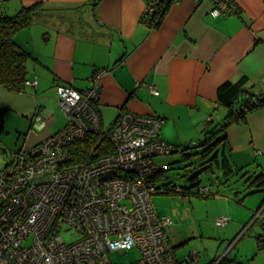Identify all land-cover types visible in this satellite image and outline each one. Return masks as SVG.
<instances>
[{"label":"crops","instance_id":"crops-1","mask_svg":"<svg viewBox=\"0 0 264 264\" xmlns=\"http://www.w3.org/2000/svg\"><path fill=\"white\" fill-rule=\"evenodd\" d=\"M232 1L237 12L213 16L211 0H181L169 6L158 28H151L142 20L146 0H0V12L9 14L39 5L32 23L14 35L31 54L27 78H38V85H26L25 92L14 93L0 84V149L8 157L12 154L7 160L16 150L31 148L64 127L66 116L57 85L85 89L89 77L104 68L98 110L105 125L129 110L160 117V137L166 142L203 138L207 124L226 114L217 96L222 82L247 75V85L264 92V0ZM151 87L159 93H153ZM10 111L22 113V123ZM26 120L29 124L24 129L21 125ZM5 133L9 138L4 139ZM10 137H16L15 144ZM223 145L237 167L246 169L253 163L250 169H264V105L245 122L229 126ZM154 205L159 214H180L179 206L164 213L157 208L161 206L158 200ZM248 208L253 211L254 206ZM249 209H233L221 195L210 198V215L216 220L229 219L219 233H225L226 238H219L223 243ZM260 213L264 220V209ZM233 241L212 258L232 249ZM185 242L171 243L177 257L185 258L194 251L178 254ZM201 258L197 264L212 259L201 262Z\"/></svg>","mask_w":264,"mask_h":264},{"label":"built area","instance_id":"built-area-1","mask_svg":"<svg viewBox=\"0 0 264 264\" xmlns=\"http://www.w3.org/2000/svg\"><path fill=\"white\" fill-rule=\"evenodd\" d=\"M146 2L145 11L151 13L158 0ZM212 2L213 16L239 10L232 0ZM106 72L96 70L85 89L59 84L64 127L16 152L0 172V264H116L112 252L127 253L134 246L141 256L127 264H191L201 257L200 251L182 260L176 256L165 230L170 217L158 214L152 202L158 189L154 172L162 168L155 157L175 149L159 136L162 120L124 110L105 125L98 103ZM26 83L37 85L38 78ZM106 130L114 152L90 163L61 164L70 145ZM228 220L215 222L223 227ZM67 231L76 238L67 241Z\"/></svg>","mask_w":264,"mask_h":264},{"label":"trees","instance_id":"trees-1","mask_svg":"<svg viewBox=\"0 0 264 264\" xmlns=\"http://www.w3.org/2000/svg\"><path fill=\"white\" fill-rule=\"evenodd\" d=\"M173 3V0H158L155 9L151 13L146 11L142 15V20L147 23L151 28H158L162 22V19L168 10L169 6ZM38 6H24L20 8L16 13L9 14L5 11L0 12V84H2L6 89L14 93H22L26 91L25 81L27 79V61L30 57V52L26 51L14 38L15 33L21 28L28 26L32 23L34 16L38 13ZM249 79L247 75L241 76L237 80H226L222 82L217 90V96L219 103L226 108V114L220 121H212L204 128V137L199 138L195 141L196 146H205V155L210 154L220 144L224 143L227 139V130L229 126L235 123L245 122L248 115L264 105V92H256L253 88L254 85L248 86ZM160 118V117H159ZM161 119V118H160ZM162 120V119H161ZM113 125V124H112ZM162 125V123H161ZM161 129V126H160ZM160 136V130H159ZM161 138V137H160ZM162 139V138H161ZM163 140V139H162ZM193 142V141H191ZM191 142L183 143H170L175 149L174 152H182V159H187L190 154L184 153V149L190 147ZM190 144V145H189ZM23 148L16 150L20 151ZM68 158L65 162L61 163L67 166L80 165L85 162H94L98 158L115 151V147L109 137L107 136V130L105 132H95L92 131L87 134L82 140L77 141L69 146ZM15 152V153H16ZM13 154V156L15 155ZM159 156V155H158ZM156 156V157H158ZM209 162L216 159V163L219 168H221L222 173L226 175L229 179L233 174L239 175L234 179V183L243 180L242 183L246 184V192L240 198L239 201H243V198L249 193L256 191H261L264 193V169L254 170L249 174L247 169L244 167H238L236 170L233 169L231 159L224 154L223 160L220 164L217 156L218 153L212 155ZM159 168L154 173L156 181L161 178V176L168 170L167 164H160L156 161ZM13 158L9 161L6 159L3 169L11 162ZM165 167V168H163ZM210 168V165L206 166L205 169ZM2 169V170H3ZM1 170V171H2ZM0 171V172H1ZM192 185L190 187H183L178 184H173L172 182L164 181L160 185H157L156 193H168V194H179L186 200H191L192 197L196 198H214L222 194L219 191H212L211 186L209 192L202 191V187L208 186L201 181L198 174H194L191 177ZM239 191H236L238 194ZM152 194V197H153ZM153 202V201H152ZM154 204V203H153ZM264 206V197L260 202L256 210H254L251 220L253 223L259 222L261 226L260 232L256 234L258 249L264 248V220L261 216V209ZM155 207V205H154ZM264 209V208H263ZM156 210V207H155ZM158 213V211L156 210ZM159 214V213H158ZM162 215V214H160ZM216 223V222H215ZM218 226V225H217ZM247 226V225H246ZM166 230V226H165ZM246 232H248L246 230ZM244 232L243 235L246 233ZM167 233V232H166ZM168 235V234H167ZM242 235V236H243ZM230 240V239H229ZM232 241V240H231ZM230 241V242H231ZM182 241L179 243L181 244ZM230 244V243H229ZM228 244V246H229ZM235 246V244H234ZM233 246V247H234ZM232 247V248H233ZM175 252V250H174ZM176 253V252H175ZM220 256V255H219ZM202 264H245L244 262L238 260L237 257H231L229 254L220 257H214L209 259Z\"/></svg>","mask_w":264,"mask_h":264},{"label":"rangeland","instance_id":"rangeland-1","mask_svg":"<svg viewBox=\"0 0 264 264\" xmlns=\"http://www.w3.org/2000/svg\"><path fill=\"white\" fill-rule=\"evenodd\" d=\"M10 112L12 116L18 119L17 122L22 123V113L17 111ZM28 124L29 121L26 120L25 124L21 125V127L26 129L28 127ZM13 128H15L14 124ZM1 130L2 127H0V132ZM17 131L18 130L15 128L16 133ZM5 138H9L6 133L4 134V139ZM15 138L16 137H10V141H12L13 144H15ZM194 139L197 140L196 138ZM176 142H179L178 139H176ZM195 142L197 141L191 142V145L189 144L190 147L184 149V153L190 154L187 159H182V152H173L170 155H160L156 157V161L158 163H168V170L165 171V173L161 176L160 179L157 180V184L160 185L164 181H168L172 182L173 184L181 185L183 187H190L193 184L191 177L194 174H198L199 178L202 182H204V184L209 185V187L211 186L212 191H219L222 194V197L228 198V200L230 201L231 208L236 209L237 207L238 209H241L240 211L243 212V210L249 209L248 206H254L253 211L256 210L264 197V193H262L261 191L249 193L243 198V201L240 202L238 198H240L246 192L245 183H238L239 181L234 183V179L238 176L239 180L240 176L233 174L228 177L229 179H227L226 175L222 173L221 168L218 167L216 159H213L212 162L209 161L206 163L207 160L213 157L212 155L218 153L217 158L221 164L225 152V154L231 159L233 169L236 170L238 168V165L234 164V160L230 157L229 152L227 151L228 148L225 149L222 143L213 152L205 155L204 153L208 146H196ZM8 156V154L3 153L0 149V171L4 167L5 160L7 158H10ZM252 164L246 166V169L247 171H249V174L254 171L250 169L252 168ZM208 165H210V168L205 169V167ZM236 191H239V193L236 194ZM190 197H192L191 200H185L179 194H153L154 203L158 200L161 205L157 206L159 211L164 213H171L172 209H174L175 206H179L180 208V214H177L175 216L173 213L166 214V216L172 218L174 217V220L170 221L166 225V229L167 227H169V233H171L173 236V238H171V243L173 242L177 245L181 241H186L183 244V247H178V254H182L181 252L187 254L189 251L191 252L193 250L200 251L202 257L201 262H203L205 258H212L214 254H222V251L220 250H223V248L225 247L227 248L230 241L234 240L233 242H235V246L228 253L231 257L235 256L238 258V260L244 262L245 264H264V248L258 249V242L256 238V234L260 232L261 226L258 221L253 223V225L249 226V222H253L254 220H251V216L253 213L252 210L249 209L247 217L243 214V217H241V220H239V222L241 223L238 224V228L234 229L231 234L227 237L228 241L226 240L223 243L220 239L226 238L224 236L225 233L223 235L219 233H221L222 230L224 231L225 227H219L214 223L216 219H214V217L210 215V198L203 199L196 198L195 196ZM212 209L217 208H215L214 206V208ZM239 215L242 216L241 214ZM245 225L247 226L244 229V232H246V230L248 232L241 236V238H238L237 234L240 232V229L243 228ZM179 227L181 230L180 233L178 232ZM202 229H204L205 231L203 235ZM63 237L67 241H72L76 238L75 233L72 231L64 232ZM181 248L182 251H179L181 250ZM140 256L141 251L137 246H134L129 249L127 253H119L118 251H114L111 254L112 260L116 264H127L131 261L137 260L138 258H140ZM192 263L197 264L199 263V261L197 263Z\"/></svg>","mask_w":264,"mask_h":264},{"label":"bare ground","instance_id":"bare-ground-1","mask_svg":"<svg viewBox=\"0 0 264 264\" xmlns=\"http://www.w3.org/2000/svg\"><path fill=\"white\" fill-rule=\"evenodd\" d=\"M211 1H212V0H211ZM212 3H213V2H212ZM213 7H214V6H213ZM212 9H213V8H212ZM212 9H211V10H212ZM210 12H211V11H210ZM97 70H98V69H97ZM28 79H29V78H27L26 80H28ZM25 84H26V85H30V84H27L26 81H25ZM37 85H38V84H37ZM37 85H33V86H37ZM57 86H58V85H57ZM43 141H44V140H43ZM37 145H38V144H37ZM35 146H36V145H35ZM169 240H170V239H169ZM170 243H171V242H170ZM234 243H235V242H234ZM171 245H172V244H171ZM233 246H234V245H233ZM172 247H173V246H172ZM173 249H174V247H173ZM174 250H175V249H174ZM175 254H176V253H175ZM176 256H177V255H176ZM178 258H179L180 260L183 259V258H180V257H178Z\"/></svg>","mask_w":264,"mask_h":264},{"label":"water","instance_id":"water-1","mask_svg":"<svg viewBox=\"0 0 264 264\" xmlns=\"http://www.w3.org/2000/svg\"><path fill=\"white\" fill-rule=\"evenodd\" d=\"M263 208H264V206H263ZM263 208H262V209H263ZM262 209H261V210H262ZM243 233H244V231H243ZM243 233H242V234H243ZM230 249H231V247L228 248V249L226 250V252H225L220 258H222L223 256L227 255V254L229 253Z\"/></svg>","mask_w":264,"mask_h":264}]
</instances>
